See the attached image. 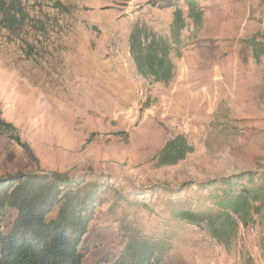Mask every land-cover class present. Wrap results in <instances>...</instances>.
Segmentation results:
<instances>
[{"label": "rangeland", "instance_id": "obj_1", "mask_svg": "<svg viewBox=\"0 0 264 264\" xmlns=\"http://www.w3.org/2000/svg\"><path fill=\"white\" fill-rule=\"evenodd\" d=\"M0 119V178L91 205L82 264H264V0H0Z\"/></svg>", "mask_w": 264, "mask_h": 264}, {"label": "trees", "instance_id": "obj_2", "mask_svg": "<svg viewBox=\"0 0 264 264\" xmlns=\"http://www.w3.org/2000/svg\"><path fill=\"white\" fill-rule=\"evenodd\" d=\"M151 4L159 8L173 7L171 4L160 7L157 2ZM15 131L11 123L0 119V134L7 133L18 142V137L13 136ZM169 146L171 144L167 148ZM222 183H228L225 187L229 188L233 184L229 180ZM67 185L58 175L51 179L47 175L0 178V264H82L81 243L92 221V209L84 198L67 194L59 197L58 186ZM245 192L247 189L241 191ZM222 203L232 207V200L227 196H223L217 206ZM55 209L56 216L50 218ZM6 211L15 214L7 215ZM188 213L199 215L192 210ZM162 251L141 242L105 264H159Z\"/></svg>", "mask_w": 264, "mask_h": 264}]
</instances>
